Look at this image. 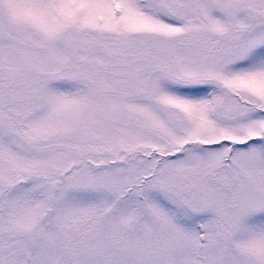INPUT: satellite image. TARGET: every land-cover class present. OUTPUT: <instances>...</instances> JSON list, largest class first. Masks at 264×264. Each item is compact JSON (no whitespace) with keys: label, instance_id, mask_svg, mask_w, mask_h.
<instances>
[{"label":"snow or ice","instance_id":"6c2138e0","mask_svg":"<svg viewBox=\"0 0 264 264\" xmlns=\"http://www.w3.org/2000/svg\"><path fill=\"white\" fill-rule=\"evenodd\" d=\"M0 264H264V0H0Z\"/></svg>","mask_w":264,"mask_h":264}]
</instances>
